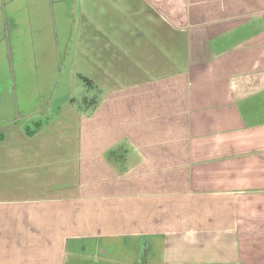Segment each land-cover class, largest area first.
Listing matches in <instances>:
<instances>
[{
  "label": "crops",
  "instance_id": "obj_1",
  "mask_svg": "<svg viewBox=\"0 0 264 264\" xmlns=\"http://www.w3.org/2000/svg\"><path fill=\"white\" fill-rule=\"evenodd\" d=\"M48 5L101 93L0 120V264H264V0Z\"/></svg>",
  "mask_w": 264,
  "mask_h": 264
},
{
  "label": "rangeland",
  "instance_id": "obj_2",
  "mask_svg": "<svg viewBox=\"0 0 264 264\" xmlns=\"http://www.w3.org/2000/svg\"><path fill=\"white\" fill-rule=\"evenodd\" d=\"M48 2L38 7L36 0H0V120L18 118L31 129L42 118L40 110L55 114L70 98L77 106L101 93V85L88 90L78 79L95 81V59L87 57L94 38L74 35L67 46L63 37L54 40ZM79 107L81 114L93 111Z\"/></svg>",
  "mask_w": 264,
  "mask_h": 264
},
{
  "label": "trees",
  "instance_id": "obj_3",
  "mask_svg": "<svg viewBox=\"0 0 264 264\" xmlns=\"http://www.w3.org/2000/svg\"><path fill=\"white\" fill-rule=\"evenodd\" d=\"M78 79L82 82V85L85 87V89H88V90H92V89H94V83H93L92 81H90V80H88L87 78L82 77V76H80V75L78 76ZM70 104H71V105H74L78 111H80V107H79V105L84 106V108H85L86 110H89L90 108H92V109L94 110V109L96 108V107H95V106H96V100H95V97L90 98V99H88V98L86 97V98L82 99L81 104H79V105H77V106H76V104H77L76 101L73 99V100L70 101ZM33 127H34V128H33V131H31V132H29L28 130L26 131L27 134L30 135V136L35 132V130H37V129L40 127V124H34ZM1 140H2V136L0 135V141H1Z\"/></svg>",
  "mask_w": 264,
  "mask_h": 264
}]
</instances>
